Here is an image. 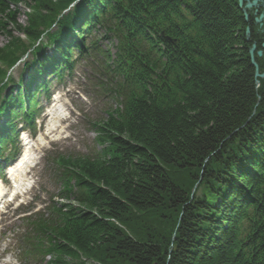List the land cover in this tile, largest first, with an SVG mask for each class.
Wrapping results in <instances>:
<instances>
[{"label": "trees", "instance_id": "16d2710c", "mask_svg": "<svg viewBox=\"0 0 264 264\" xmlns=\"http://www.w3.org/2000/svg\"><path fill=\"white\" fill-rule=\"evenodd\" d=\"M22 2L32 7L25 25ZM245 17L239 0H0L9 36L0 47V112L9 116L0 148L15 133L11 113L30 102V122L35 95L47 93L40 73L61 77L73 51L101 56L98 70L122 105L97 124L101 151L60 159L65 202L35 217L25 259L264 264V100L257 104ZM43 33L27 82L3 83Z\"/></svg>", "mask_w": 264, "mask_h": 264}, {"label": "rangeland", "instance_id": "374dc122", "mask_svg": "<svg viewBox=\"0 0 264 264\" xmlns=\"http://www.w3.org/2000/svg\"><path fill=\"white\" fill-rule=\"evenodd\" d=\"M19 11V21L23 25L27 24L24 12L29 11L28 6L21 4ZM9 29L14 28L9 25ZM13 33L22 35L15 30ZM8 42V33L0 32V47ZM104 44L108 45L107 42ZM73 57L78 58V54L74 53ZM26 60H29V57ZM23 65L21 63L15 66L11 72L16 81L21 78ZM97 69L92 58H79L75 68L71 72L65 71L61 81H52L51 95L59 96L61 101L49 109V101L43 97L40 99L43 111L48 108L51 113L61 105V128L50 134L46 146L37 151V165L28 173L33 186L24 194V204L18 207L12 203L7 208H2L0 264H34L21 258L22 237L30 225L21 217L25 211V214H28V211L44 210L51 201H62L59 193L63 188V168L56 162V158L92 155L101 147L96 140L98 131L95 124L106 118L107 110L115 108L116 98ZM36 124L37 131L44 127L47 132V127L50 128V115L46 116L43 112ZM39 124H42L41 129ZM20 149L22 150V145ZM15 202H18V199ZM46 260L47 258L41 260L40 264H44Z\"/></svg>", "mask_w": 264, "mask_h": 264}, {"label": "flooded vegetation", "instance_id": "af4514ba", "mask_svg": "<svg viewBox=\"0 0 264 264\" xmlns=\"http://www.w3.org/2000/svg\"><path fill=\"white\" fill-rule=\"evenodd\" d=\"M240 8L247 23V48L254 56L260 74L264 73V0H241ZM259 99H264V77H257Z\"/></svg>", "mask_w": 264, "mask_h": 264}, {"label": "bare ground", "instance_id": "6f19581e", "mask_svg": "<svg viewBox=\"0 0 264 264\" xmlns=\"http://www.w3.org/2000/svg\"><path fill=\"white\" fill-rule=\"evenodd\" d=\"M62 114V110L57 108L56 112L51 113V120H50V128L53 130V128L57 127L59 122V116ZM51 133V132H48ZM36 145L30 146V142H28V150L26 153H24L20 159L10 167V177L12 181L14 182V191L13 192H19L23 188L27 189L29 187V184L31 183L30 179H26L27 173L29 172V168L32 167L35 164V156L33 154ZM33 151V152H32ZM32 152V153H31ZM4 191V188L0 187V194H2ZM23 191V190H22Z\"/></svg>", "mask_w": 264, "mask_h": 264}, {"label": "water", "instance_id": "95a60500", "mask_svg": "<svg viewBox=\"0 0 264 264\" xmlns=\"http://www.w3.org/2000/svg\"><path fill=\"white\" fill-rule=\"evenodd\" d=\"M241 0H239V5H241V2H240ZM251 58H252V61H253V64L255 65V67H256V77H258V76H263L264 77V73L263 74H260L259 73V71H258V66H257V63L255 62V60H254V56H253V54H251Z\"/></svg>", "mask_w": 264, "mask_h": 264}]
</instances>
